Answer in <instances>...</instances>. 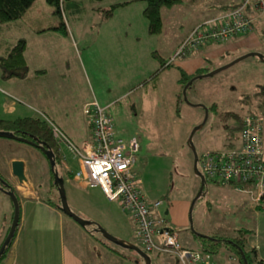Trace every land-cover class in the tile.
Wrapping results in <instances>:
<instances>
[{
    "label": "rangeland",
    "instance_id": "374dc122",
    "mask_svg": "<svg viewBox=\"0 0 264 264\" xmlns=\"http://www.w3.org/2000/svg\"><path fill=\"white\" fill-rule=\"evenodd\" d=\"M125 2L130 4L119 6ZM117 4L114 9H110ZM187 6L183 5L179 10L178 7L161 9L160 33L149 35L142 17L143 2L60 0L57 14L56 7L46 0H35L25 17L17 23H9L8 27L2 25L0 50L17 38H24L28 69L33 68V73L38 68L45 72L35 76L31 73L26 80H5L0 76V116L7 120L33 117L51 123L70 138L72 145L77 146V139L87 134L83 103L94 100L99 107H108L114 139L126 143L135 137L138 141L134 170L141 180L143 196L146 200H160L161 215L167 212L163 219L177 233L179 244L185 249L198 251L196 240L199 237L232 239L238 230L255 232L257 226L264 222V210L258 211L256 204L251 205L245 194L206 181L202 195L194 201L190 211V231L188 208L198 192L199 181L192 172V156L186 145L190 132L203 119V111L198 106L201 105L208 110L205 123L191 138L196 155L227 149L228 143L236 136L230 130L235 122L228 120L226 126L229 129H224L223 119L235 111H238V117L244 116V107L235 101L264 86V62H259L255 57H246L210 77L196 79L185 91L186 102L180 101V89L176 85L179 60L173 59L168 67L161 68L153 52L154 46L159 50L166 46L165 53L159 54L158 51V55L165 57L169 53V46H175L176 41L186 35L192 23V18L187 19L186 13H182L184 9L188 10ZM60 24H63L62 30ZM57 27L60 30H55ZM35 30L37 32H33ZM254 31L257 38L253 41L259 47L256 51L264 57V16L255 23ZM182 40L176 44L175 50ZM41 46H88V51L84 53L86 61L91 64V67L88 66L90 70L85 65L83 73L82 68H76L69 57H66L64 64H60L57 58H53L54 48L50 54L45 50L46 54L37 53ZM117 46H122V51L116 56L104 51L106 47ZM99 49H103V52ZM148 49H151L150 53ZM214 49L217 50V47ZM36 53H42L45 57H37ZM79 53L84 62V53L80 50ZM240 53L224 54L220 59L215 57L206 66L204 61L206 72L203 74L253 52ZM66 54L67 50L64 51ZM211 57L210 54L206 58L199 54L191 59L201 64L202 58L210 60ZM262 101L264 103V98ZM255 102L254 99L250 105L254 106ZM239 106L241 110H238ZM259 114L264 142V109ZM6 141L13 144L11 152L14 157H22L25 161L24 176L27 180L21 184L24 188L22 192L33 189V196H41L46 200L51 198L55 202L56 193L49 182V166L42 156L25 143ZM60 148L69 167L68 172L74 173L75 165L69 161L72 154L64 147ZM55 169L61 175L58 166ZM63 180L69 210L93 224L85 228L93 241L80 237V233L73 238L74 234L65 229L64 249L69 251L70 247H76L87 264L96 257L99 258V264H142L134 252L107 242L94 231L97 226L110 236L140 248L134 237L128 236L133 230L129 215L116 203L106 201L96 188L80 192L70 188L65 177ZM18 208L20 212L19 203ZM64 220L74 226L75 231L83 230L68 217L65 216ZM69 238L79 244L76 241L70 244ZM97 241L104 244L105 248ZM253 250L256 260L264 259V242ZM222 252L233 256L225 250ZM149 258L150 264L174 262L171 256L166 255H159L157 263H154L153 256ZM234 261L238 264L236 259Z\"/></svg>",
    "mask_w": 264,
    "mask_h": 264
},
{
    "label": "built area",
    "instance_id": "2783aa9c",
    "mask_svg": "<svg viewBox=\"0 0 264 264\" xmlns=\"http://www.w3.org/2000/svg\"><path fill=\"white\" fill-rule=\"evenodd\" d=\"M248 7L255 12L263 11L264 2L244 0L236 8L196 25L167 64L173 59H183L203 45L225 43L250 30L251 19L245 16ZM107 108L99 107L94 100L83 106L82 113L90 128V138L79 146L72 145L61 130L47 123L57 149L63 146L77 160L78 170L73 174V180L84 187H97L108 202L116 203L129 215L133 222V237L146 255L171 256L176 264H235L231 255L214 259L210 254L185 249L179 244L177 233L161 215V201L147 202L140 190V180L134 173L137 139L132 137L126 143L114 139ZM237 141L236 148L197 155V170L205 181L243 193L249 197L250 203L257 206L264 195L261 120L244 115Z\"/></svg>",
    "mask_w": 264,
    "mask_h": 264
},
{
    "label": "crops",
    "instance_id": "0c3cea01",
    "mask_svg": "<svg viewBox=\"0 0 264 264\" xmlns=\"http://www.w3.org/2000/svg\"><path fill=\"white\" fill-rule=\"evenodd\" d=\"M239 1L240 0H179V2H176L171 7H178L177 9L179 10L180 7H183V5L188 4L187 6L188 10L184 9V11L182 12L183 14L186 13L187 19L192 18V23L188 28V32L186 33L187 35L194 26L206 20L216 18L217 16L222 14V10L224 8L236 5ZM171 7L161 8V9H170ZM161 9H160V12H161ZM27 10L25 11L23 17L26 16ZM245 16L251 19V27H250V30H248L247 32L235 36L234 38L229 40V42L227 41L226 43H221V44L209 43V44L203 45L200 48L193 51L192 53L186 55L183 59H178L179 66L176 68L177 73H178V79L176 80V83H177L176 85L178 87H179L178 80L180 77V73H179L180 71H182L185 75L190 76V75H194L199 70H206V67H205L206 64L211 63L212 62L211 60H213V58L215 57H218L220 59L224 54L229 55L236 51L241 52L240 54H245L249 52H253V53L258 52L256 50L259 47L255 46V43L253 41L257 38V34L254 31V25L257 21H259V19H261V16H264V13L263 11L255 12L251 9V7H248L247 10L245 11ZM160 19H161V28H162L161 13H160ZM14 23H17V21ZM15 26L17 27L16 24ZM33 32H37V31L35 30ZM186 35H183L180 39H178L175 43V46H169V49H168L169 53L163 58L160 55H158V51H159V54L160 52L165 53L166 46L164 49H160V50L157 48V46H154L153 56H155L156 59L160 62V66L162 63L167 62L170 58L173 57L176 44L178 45L179 42ZM17 39H15L14 41H16ZM225 44H228V46H225ZM218 46H220L221 48H218ZM41 47L42 48L37 49L38 50L37 53L38 52L45 53L44 52L45 50L47 51L48 54H50V52H53L52 49L54 48L53 58L54 59L57 58V60L60 61V64L61 63L64 64L66 57H69L71 58V61L73 62L76 68L78 69L82 68L83 73L85 70L84 69L85 65L87 68L91 67V64H89V62L86 61L87 56L84 53L88 51V46H41ZM45 47L47 48L43 49ZM216 47H217V50L214 49ZM4 48L5 46L4 47L2 46L0 50V54L4 52ZM26 49H27V46L25 50ZM65 50H67L66 55H64ZM79 50L80 52L84 53V60H85L84 62H83V59L81 58V53H79ZM99 51L103 52V49H99ZM104 51H108V53L112 52L111 56H116L119 53V51L121 53L122 46L120 47L117 46L116 48L106 47ZM147 52L150 53L151 49H148ZM212 52H214V54H211ZM26 53H27V50L23 54L24 61L26 62L25 66L27 69L26 71L27 75L24 76V78L22 77L23 80L24 79L26 80L28 76H30V74L33 73L32 72L33 68H31V70L28 69V66H27L28 61L26 59ZM37 53H36L37 57H41V56L45 57L44 54L41 53L40 55H37ZM199 54H202L204 58H206V56L209 54L212 55V57L210 60H204L202 58V63L199 64L197 62H194L191 59L192 57H197ZM204 61H205V64H204ZM43 72H45L43 69L38 68L37 70H34L33 74L34 76L41 75L43 74ZM87 103L89 102L83 103L82 108ZM24 118H30V117H24ZM33 119H36V118H33ZM0 120L7 121V119L2 118L1 116H0ZM84 123H85V127L87 130L86 131L87 134L77 139V143H76L77 146H79L83 141L89 140L90 138V128L87 125L86 120L84 121ZM65 136L67 137V135ZM67 138L70 140L69 137ZM6 140L8 139L0 138V180L5 183L7 182V184L11 186L12 188H14V190L16 191L15 194H16L17 200H19V207H20L21 213L18 218V226H16V229L14 231V234H15L14 238H12L11 240L9 249H7V251L3 254L0 260V264H87L82 260V257L80 256L81 254H79V252L77 251L78 249L76 247H70L69 251L65 250L64 241H63V235H64L65 229H67L68 232H70L71 234H74L73 238H76V235L78 237V233H80L79 234L80 237L81 236L87 237L88 239H90V241H93L91 237L87 235L86 229H83L81 231L83 232V235L81 234V232H77V230L75 231L74 226H70L69 223L66 222V220H64L65 216L62 215L54 206H52L50 203H47L46 201H42L37 196H33V193H35L33 189L30 191L28 189V191L22 192L24 191L23 190L24 188L21 187V184L18 183L16 181V178L12 176L10 173V168H11L10 163L14 160L21 161L24 165V169H26L25 161L22 157L21 158L14 157V154L11 152L12 151L11 145L13 144L11 142H7ZM60 149L61 148L59 147V150H58L59 153H60ZM60 156H61V161H60V164L58 165V168L61 172L60 176L62 180H63V177H65L68 180L70 188H73L76 191H80V192H85L89 190L90 188H96L98 190L97 187H84L82 184L73 180L72 176L78 170L77 160L73 156H70L69 161L73 162V165H75V168H76L74 173H70L68 172L69 167L67 166L65 162V158L61 155V153H60ZM24 169H23V172H24ZM134 173L136 175L135 170H134ZM68 175L70 178H68ZM63 185H64V180H63ZM140 185H141V180H140ZM0 187H2L1 184H0ZM146 201L151 202L152 200H146ZM248 201H249V197H248ZM10 203H11L10 200H8L6 196L3 194V192L0 190V244L3 238L7 235L6 233L8 230V226H10L11 224L10 220H11V216L13 215V211H12V207ZM257 206L261 207V211L264 210V203H260ZM163 215H167V212L164 211ZM251 232L252 233L246 236L245 238L246 245L248 248L256 249L258 246H260L261 243L264 242V222H262L261 224L257 226V230L255 232L253 230H251ZM128 236L130 238H133V230L132 232L130 231V234ZM129 237H126V238H129ZM73 238H69L71 239L69 240L70 244L76 241ZM196 242L199 247V242L197 240ZM96 243H98L99 245H102L105 248L104 244H102L101 242L97 241ZM76 244H79V243H77L76 241ZM118 254L120 253L118 252ZM211 256L214 259H219V258H224L225 254L222 252V250H220L219 253L212 254ZM158 257L159 256L157 255H153L154 263H157ZM91 259L92 261L89 264H99L98 257H96L94 261H93V258ZM261 260H264V259H261ZM173 261H174L173 264H176V261L174 258H173Z\"/></svg>",
    "mask_w": 264,
    "mask_h": 264
},
{
    "label": "trees",
    "instance_id": "16d2710c",
    "mask_svg": "<svg viewBox=\"0 0 264 264\" xmlns=\"http://www.w3.org/2000/svg\"><path fill=\"white\" fill-rule=\"evenodd\" d=\"M35 0H0V29L2 25L8 26L9 23L16 22L19 19H21L25 13V11L33 5V2ZM94 1H101V0H94ZM136 2H143L144 8L142 10V17L146 21V30L149 35H157L160 33L161 30V19H160V9L161 8H168L174 5L176 2H179V0H135ZM244 0H240L236 5L224 8L222 10V14L230 11L233 8H236L239 6ZM47 3L50 5L56 7L55 13L59 14V5L60 0H46ZM130 3L125 2L120 4L119 6H127ZM117 5H112L110 9H114ZM61 30L63 29V24H60ZM60 27L55 28V30H60ZM11 44H7L4 48V52L0 54V72H1V78L5 80L15 79L20 80L22 77L27 75L26 71V62L24 61L23 54L25 53L26 48V42L24 38H19L14 42H10ZM170 65L166 62L161 64V68H166ZM205 70H199L194 75L187 76L182 71H180V77L178 80L179 87H180V93H179V100H182L181 97V90L183 86L193 77L202 75L205 73ZM191 85V84H190ZM190 87V86H189ZM188 87V88H189ZM187 88V89H188ZM186 89V90H187ZM258 90V91H257ZM246 100H241V99ZM264 98V86L258 87V89L254 90L251 94H245L241 98L236 99V103L241 104L245 109L244 115H249L257 118L259 117V112L264 109V103L262 99ZM255 99L254 106L250 105L252 104L253 100ZM244 103V104H243ZM241 106H239L238 110H241ZM206 110H208L206 108ZM229 117L226 116L225 119H223V127L224 129H229L228 126H226V122L228 120H233L235 122V126L230 128L231 134L236 135L234 138H232V142L228 143L227 149H233L237 147V140H238V133L240 130V122L243 116L238 117L236 114L238 111L230 112ZM226 115V114H225ZM0 131H6L11 132L13 135L20 137V138H27L28 136H31L36 138L37 140L44 142L47 144L50 151L53 153V159L55 162L54 168L60 164L61 156L60 153L55 146L54 142L52 141L50 130L48 127L47 122L42 121L40 119H33V118H17L14 120H7L3 121L0 120ZM50 176V174H49ZM60 176V175H58ZM61 177V176H60ZM68 178L69 175H68ZM50 186H53L51 176L49 178ZM206 181L204 182L205 186ZM6 191L12 190L15 194L14 188L9 186L7 182L4 186H2ZM54 188V186H53ZM204 188V187H203ZM54 191L56 193V190L54 188ZM203 193V192H202ZM201 193V195H202ZM56 199L55 202L51 198H48L47 200L44 198L39 197L42 201H46L47 203H50L52 206H54L57 210L58 206V197L57 194H55ZM16 196V194H15ZM52 200V201H50ZM260 203H264V195L260 197ZM256 209L258 211H261V207L256 206ZM59 211V210H58ZM63 215V214H62ZM91 225H93L91 223ZM85 229V228H83ZM252 232L251 230H238L236 232V235L232 239H215V240H208V239H200L198 238L197 241L199 242V250L200 252L207 253V254H217L220 252V250H225L228 253H231L238 264H241L240 258H239V252L237 249L243 254L244 259L246 260L247 264H264V260L258 259L256 260L254 257V250L252 248H248L245 241V236L250 235ZM14 238V237H13ZM213 239V238H211ZM12 240V239H11ZM11 243V241H10ZM10 243L7 245L8 247L5 249L3 254L9 249ZM2 254V256H3ZM1 256V258H2ZM150 257V256H149ZM0 258V260H1Z\"/></svg>",
    "mask_w": 264,
    "mask_h": 264
},
{
    "label": "water",
    "instance_id": "95a60500",
    "mask_svg": "<svg viewBox=\"0 0 264 264\" xmlns=\"http://www.w3.org/2000/svg\"><path fill=\"white\" fill-rule=\"evenodd\" d=\"M246 57H255L260 62H264V57L262 55H260L258 53H250V54L238 57L237 59H235L231 63L227 64L226 66H223L221 68H218V69L213 70V71L206 73V74L195 76V77L191 78L183 86V88L181 90L182 100L184 102H186L185 91L194 80L204 78V77H210V76H212V75H214V74H216L222 70L229 68L233 64L243 60ZM198 106L203 111V119L200 122V124H198L197 126H195L192 129V131L190 132V134L186 140V145L188 146V148L191 152V155H192V172H193L194 176L199 181L198 192H197L196 196L191 200L189 208H188L189 230L190 231H192V227L190 225V211H191V208H192L194 201L201 195L202 189L204 187V182H205L204 178L202 177V175L197 170V165H196L197 155H196L194 148L191 144V138H192L193 134L203 126V124L206 121V116H207L206 108L201 106V105H198ZM0 138L22 142V143L29 145L30 147L38 149V151H40L46 157L45 159H46L47 163L49 164V172H50V176L52 179V184L56 190V194L58 197L57 208H58L59 212L61 214H63L64 216L68 217L70 220H72L75 224H77L81 228H86L87 226L91 225V223L80 219L79 217L74 215L69 210V208L66 204V200H65V194H64V189H63V180L60 176H58V173H57L56 169L54 168L55 162L53 159V153L50 151V149L48 148L46 143L37 140L36 138L32 137V135L28 136L27 138H20V137L13 135V133L6 132V131H0ZM10 165H11V168H10L11 175L17 179L18 183H20V184L25 183L27 178L24 176V172H23L24 165H23V163L21 161L14 160L10 163ZM0 184L2 186H4L5 182L0 180ZM0 190L8 197V199L11 200L12 211H13V215L11 216V220H10L11 224L8 227V230L6 233L7 235L3 238V240L0 244V258H1L3 252L8 247L7 245L10 243L11 239L15 235L14 231L16 229V226H18V215H20V212H19V208H18L19 201L17 200L15 194L13 193L14 191H12V190L6 191L3 187H0ZM94 231L98 232L103 237V239H105L107 242H110V243H112V244H114V245H116V246H118L124 250H129V251L134 252L140 258V260L142 261V264H150L149 256L146 255L144 252H142L138 247L134 246L133 244H131L129 242L122 241V240H118V239L110 236L109 234H107L105 231H103L101 228H99L97 226H95ZM199 238L200 239H207L206 237L205 238L199 237ZM208 240H214V239L209 238ZM237 251L239 252V258H240L241 264H247L246 260L243 257V254L238 249H237Z\"/></svg>",
    "mask_w": 264,
    "mask_h": 264
},
{
    "label": "flooded vegetation",
    "instance_id": "af4514ba",
    "mask_svg": "<svg viewBox=\"0 0 264 264\" xmlns=\"http://www.w3.org/2000/svg\"><path fill=\"white\" fill-rule=\"evenodd\" d=\"M31 148H33V147H31ZM35 151H37L38 152V154H40L41 156H42V158L44 159V161H45V163H46V165H48L49 166V164L47 163V161H46V157L40 152V151H38V149H35V148H33ZM48 174H50V172H49V170H48Z\"/></svg>",
    "mask_w": 264,
    "mask_h": 264
}]
</instances>
